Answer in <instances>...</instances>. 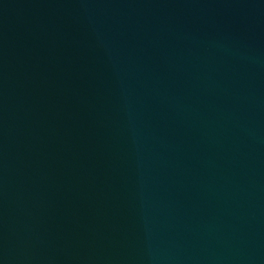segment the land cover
I'll return each instance as SVG.
<instances>
[{
	"label": "water",
	"instance_id": "1",
	"mask_svg": "<svg viewBox=\"0 0 264 264\" xmlns=\"http://www.w3.org/2000/svg\"><path fill=\"white\" fill-rule=\"evenodd\" d=\"M0 264H264V0H0Z\"/></svg>",
	"mask_w": 264,
	"mask_h": 264
}]
</instances>
